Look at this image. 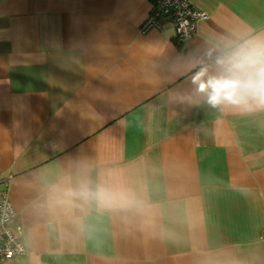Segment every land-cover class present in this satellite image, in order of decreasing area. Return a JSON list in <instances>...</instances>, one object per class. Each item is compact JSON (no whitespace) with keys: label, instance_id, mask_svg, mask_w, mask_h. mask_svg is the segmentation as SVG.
Here are the masks:
<instances>
[{"label":"crops","instance_id":"0c3cea01","mask_svg":"<svg viewBox=\"0 0 264 264\" xmlns=\"http://www.w3.org/2000/svg\"><path fill=\"white\" fill-rule=\"evenodd\" d=\"M0 0V180L25 253L5 264H264V110L212 107L219 44L264 0ZM99 185L126 198L101 207ZM2 187V185L0 186Z\"/></svg>","mask_w":264,"mask_h":264},{"label":"clouds","instance_id":"9594fccd","mask_svg":"<svg viewBox=\"0 0 264 264\" xmlns=\"http://www.w3.org/2000/svg\"><path fill=\"white\" fill-rule=\"evenodd\" d=\"M215 66L207 96L212 107L264 110V31H238L223 40L216 51ZM83 194L101 207H112L126 198L123 189L106 185Z\"/></svg>","mask_w":264,"mask_h":264},{"label":"built area","instance_id":"2783aa9c","mask_svg":"<svg viewBox=\"0 0 264 264\" xmlns=\"http://www.w3.org/2000/svg\"><path fill=\"white\" fill-rule=\"evenodd\" d=\"M207 17L204 10L196 7L191 0H151L147 17L139 30L146 32L161 28L169 21L175 30V42L182 44L190 40L197 30L198 22ZM0 264L25 253L22 242V226L18 213L8 196L7 182L0 180ZM264 246V231L261 232Z\"/></svg>","mask_w":264,"mask_h":264}]
</instances>
